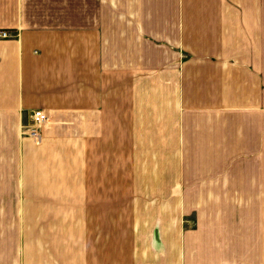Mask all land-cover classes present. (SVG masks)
<instances>
[{
  "label": "crops",
  "instance_id": "1",
  "mask_svg": "<svg viewBox=\"0 0 264 264\" xmlns=\"http://www.w3.org/2000/svg\"><path fill=\"white\" fill-rule=\"evenodd\" d=\"M0 29V264H264V0H0Z\"/></svg>",
  "mask_w": 264,
  "mask_h": 264
},
{
  "label": "built area",
  "instance_id": "2",
  "mask_svg": "<svg viewBox=\"0 0 264 264\" xmlns=\"http://www.w3.org/2000/svg\"><path fill=\"white\" fill-rule=\"evenodd\" d=\"M12 32L7 29H0V37H6L11 35ZM28 121L23 126L25 132L31 135L35 142H38L41 138L40 126L47 119V114L41 107L31 108L28 113ZM21 132L25 133L22 129Z\"/></svg>",
  "mask_w": 264,
  "mask_h": 264
}]
</instances>
